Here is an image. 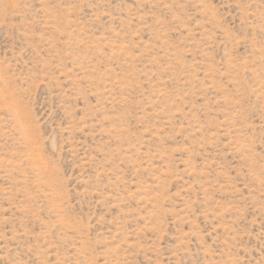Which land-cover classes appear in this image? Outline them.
<instances>
[{"label": "rangeland", "instance_id": "rangeland-1", "mask_svg": "<svg viewBox=\"0 0 264 264\" xmlns=\"http://www.w3.org/2000/svg\"><path fill=\"white\" fill-rule=\"evenodd\" d=\"M0 264H264V0H0Z\"/></svg>", "mask_w": 264, "mask_h": 264}]
</instances>
